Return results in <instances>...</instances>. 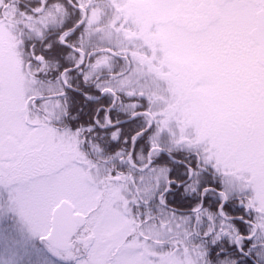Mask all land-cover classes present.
I'll use <instances>...</instances> for the list:
<instances>
[{
  "label": "snow or ice",
  "instance_id": "obj_1",
  "mask_svg": "<svg viewBox=\"0 0 264 264\" xmlns=\"http://www.w3.org/2000/svg\"><path fill=\"white\" fill-rule=\"evenodd\" d=\"M99 2L15 3L41 26L0 78V264H264V112L218 111L191 62L86 50Z\"/></svg>",
  "mask_w": 264,
  "mask_h": 264
},
{
  "label": "flooded vegetation",
  "instance_id": "obj_2",
  "mask_svg": "<svg viewBox=\"0 0 264 264\" xmlns=\"http://www.w3.org/2000/svg\"><path fill=\"white\" fill-rule=\"evenodd\" d=\"M20 0H5L0 9V23L3 12L15 8ZM24 4L35 3V0H23ZM168 13L153 11V22L146 16L147 11L140 5L134 10L138 14L129 13L132 6L122 4L103 6L104 14L95 23L94 31L90 34L91 42L85 43L86 50L100 52L110 47L126 48L129 55L136 53V58L151 61H172L179 65L193 63L197 68L206 71L209 80V101L218 111L236 115L256 122L264 112V56L262 55L261 34L255 32L260 8L253 12V21L246 30L232 28L225 15L230 14L225 6L228 0H174ZM239 15L242 11H235ZM17 12L10 19L16 24L19 20L29 22V40L34 38L33 22L26 15L17 17ZM23 14V13H22ZM236 14V15H237ZM120 17L124 22V30L117 32L113 21ZM228 18V19H227ZM16 19V22L15 20ZM251 20V19H250ZM243 26V25H242ZM229 29L220 33L223 29ZM173 32L175 48L183 47L182 52L170 48L168 41L161 37ZM16 35V34H15ZM18 36V35H16ZM25 50L16 54L21 70L27 75V64L21 60Z\"/></svg>",
  "mask_w": 264,
  "mask_h": 264
},
{
  "label": "rangeland",
  "instance_id": "obj_3",
  "mask_svg": "<svg viewBox=\"0 0 264 264\" xmlns=\"http://www.w3.org/2000/svg\"><path fill=\"white\" fill-rule=\"evenodd\" d=\"M107 1V0H106ZM112 4L115 6H119L121 4H126L127 6H132V9L129 10V13L132 14H138L136 9L140 5L144 6V9H146L148 18L150 21L153 22V11L155 12L158 10L159 12L168 13L171 11L172 7V1L174 0H110ZM177 1V0H176ZM214 1V0H212ZM218 3H221V0H216ZM226 1V0H224ZM102 2V3H101ZM103 0H100L101 4H98V7L102 9V12L100 13L99 17L104 14V7L105 5H110V3H103ZM229 8L230 14L228 13L225 15L226 17L230 18L226 23L227 25H224L223 28H226L229 24L232 28L238 29L239 31L246 30L248 26H250V23L253 21V12H256L260 8H264V0H228V3L225 5ZM242 11L239 15L235 11ZM17 12L16 16L20 17L23 16L22 13L16 9V8H10L9 10H5L3 12V19L1 21L2 24L6 26H11L12 24H15L11 21L10 16L12 13ZM237 14V15H236ZM98 17V19H99ZM227 18V19H228ZM97 19V22H98ZM251 19V20H250ZM16 22V19H14ZM96 22V24H97ZM243 25V26H242ZM95 24L91 27V30L89 31L87 35V39L90 38V34L94 31ZM222 28V29H223ZM229 31V29H223L220 31V33ZM169 35H162L161 37L165 40V42L168 43V46L170 48L177 49L179 52H182L181 56L186 57L183 50V47L178 45L176 48L174 46L175 40H173V32H169ZM14 39L12 40L8 33L6 32V28L0 29V78H2L7 85L15 89L19 85H21L24 82L25 74L21 72L19 67V62L17 61V57L14 50L15 43ZM176 52V51H175ZM8 199V193L6 190L0 189V203L6 202ZM16 219L13 214L6 213L3 216H0V229L7 230L10 227L16 226ZM0 254H2L3 259L8 258V251H7V245L0 247Z\"/></svg>",
  "mask_w": 264,
  "mask_h": 264
},
{
  "label": "trees",
  "instance_id": "obj_4",
  "mask_svg": "<svg viewBox=\"0 0 264 264\" xmlns=\"http://www.w3.org/2000/svg\"><path fill=\"white\" fill-rule=\"evenodd\" d=\"M24 15V14H22ZM43 15V14H41ZM40 18L39 17H32L31 20L32 22H36L38 21ZM29 25V22L23 20V22L21 20H19L18 22H16V30L18 33L22 34V36L20 37V41L23 40L25 42H28L29 41V37L27 38L24 34L26 33V26ZM36 25H40L39 24H35V27L34 28H39L38 26L36 27ZM21 48L25 50V46L24 45H21Z\"/></svg>",
  "mask_w": 264,
  "mask_h": 264
},
{
  "label": "water",
  "instance_id": "obj_5",
  "mask_svg": "<svg viewBox=\"0 0 264 264\" xmlns=\"http://www.w3.org/2000/svg\"><path fill=\"white\" fill-rule=\"evenodd\" d=\"M255 32L261 34L264 41V12L259 15V24ZM262 55L264 56V43L262 44Z\"/></svg>",
  "mask_w": 264,
  "mask_h": 264
}]
</instances>
